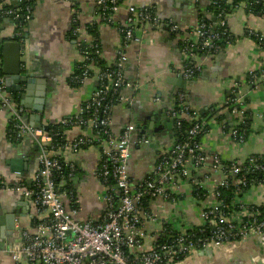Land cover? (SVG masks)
<instances>
[{"label":"built area","instance_id":"obj_1","mask_svg":"<svg viewBox=\"0 0 264 264\" xmlns=\"http://www.w3.org/2000/svg\"><path fill=\"white\" fill-rule=\"evenodd\" d=\"M218 1L233 11L248 7V4L233 6L232 0ZM122 2L95 0L99 19L111 24L112 15ZM4 7L0 1V24L8 18L17 21L18 10ZM77 13L73 9L70 31L76 37L74 42L79 53L77 63L81 64V72L71 76L69 81L71 85L81 87L93 78L97 85L79 113L59 124L84 129L82 135L67 141L64 132L59 133L60 129L47 132L35 130L26 124V110L7 94L4 80L0 77V112H9L8 136L15 141L30 136L38 148L35 158L37 170L29 187L0 182V191L22 195L31 201L34 209L31 230L18 229L19 240L10 249L14 264H181L204 249L222 248L233 242L262 235L264 217L260 218L258 212H249L247 206L240 203L237 204V211L227 213L220 199V190L231 185L235 192L240 193L247 183L244 173L251 171L264 174V164L250 157L238 158L225 166L219 156L206 155L199 137L205 134L207 123L202 115L186 105L181 93L176 95L175 108L168 112L177 131L176 135L180 133L179 139L172 147L159 153L154 168L143 181L133 183L130 179L127 165L131 136L136 128L128 124L116 135L111 132L109 125L112 107L119 102L129 103V99L120 96V90L125 85L123 67L126 56L122 49L132 42L139 43L142 35L147 32L146 27L166 26L171 33H175V25L169 20L159 19L152 8L129 5L126 25L120 29L121 48L112 65L114 69L100 64L95 72L90 53L95 55L94 58L102 59L101 48L87 34L86 40L79 39L80 33H85V26L79 24ZM245 14L255 16L251 10ZM215 19L213 23H207L201 18L181 41L184 63L180 75L186 80L194 78L201 71L200 65L195 62L197 53L216 55L221 49L220 44L231 38L226 9H221ZM25 20H30L28 12ZM245 32L257 40L259 48L264 47V33L250 28ZM12 39L23 44L22 33L18 29L14 30ZM84 44L92 45L91 52L83 48ZM1 67L0 53V70ZM247 76L248 80L245 78L244 82L246 86L255 88L264 85V67L248 72ZM242 87L236 83L231 91L235 95L231 103V115L236 118V123H242L245 117ZM217 116L215 114L212 118ZM184 125H187V129L183 134L181 130ZM230 137L236 143L244 140V134L238 133L236 129L230 130ZM149 142V138L141 135L136 145ZM66 147L74 152L94 147L99 153L98 163L91 172L92 178L102 187V193L95 196L104 205L102 217L97 222L78 219L79 197L74 188L77 169L73 164L64 163L59 156L60 149ZM205 162L210 163L213 174L220 173L224 178H213L215 202L200 209L199 216L203 225L195 231L183 219L176 222L174 217L178 213H171L168 206L176 204L191 169L197 170ZM235 176L238 178L233 179ZM190 182L196 190L204 192L201 184L193 179Z\"/></svg>","mask_w":264,"mask_h":264},{"label":"crops","instance_id":"obj_2","mask_svg":"<svg viewBox=\"0 0 264 264\" xmlns=\"http://www.w3.org/2000/svg\"><path fill=\"white\" fill-rule=\"evenodd\" d=\"M0 1L10 7L18 4V0ZM94 1H36L22 37V46L27 63L32 64L37 71L45 70L42 77L49 84L42 111L25 109L31 118L28 125L35 130L46 131L50 126L78 114L96 88L93 78L81 87H73L69 81L79 60L75 42L69 35L73 9L78 11L82 27L96 24L102 60L107 66H112L121 48L120 29L126 25L127 7L133 5L152 8L159 19L169 20L176 27L174 34L166 26L146 27L147 32L142 35L139 43L132 42L122 49L126 56L123 67L125 85L120 90V96L129 99V103L119 102L112 107L109 124L111 132L117 135L128 124L135 128L137 124L147 128L152 126V130H147L145 134L150 141L148 144L136 145L137 138L141 136V128H136L131 136L127 171L133 183L143 181L154 168L159 153L175 144L177 131L168 112L175 108V98L180 93L192 111L203 115L212 108L222 109L234 85L241 84L244 89L243 110L249 123L246 138L242 143L231 139L229 129L236 121L227 114L221 122L211 117L207 121V131L200 140L201 148L208 156H219L222 164H231L238 158H264V85L250 88L244 84L248 72L264 67V47L259 48L245 35L248 28L264 33V15L249 17L243 7L228 14V30L235 38L234 43L214 56L197 57L195 62L200 65L201 71L194 78L186 80L180 75L184 63L181 41L197 25L199 11L208 15L206 8L212 0H123L112 15L111 24L101 23ZM258 1L264 6V0ZM14 30L11 19L3 20L0 24V39L11 40ZM85 36L86 33L82 31L79 39L86 40ZM93 70L96 72L98 68L94 66ZM175 80L177 82L173 83ZM183 81L185 84H182ZM33 100L36 103L32 105L39 107V100L35 97ZM225 113V110L221 111V114ZM165 116L171 123L164 121ZM36 117H40V129L32 124ZM8 119V111L0 112V182L29 187L37 170V144L30 136L22 141L10 139L7 134ZM84 132L79 127H71L64 131V135L67 141H72ZM59 156L64 163L73 164L77 169L74 188L79 197L78 219L99 221L104 205L95 196L102 193V187L91 176L99 159L97 149L90 147L74 152L66 147L60 149ZM210 166L209 162H205L197 170L191 169L176 204L168 206L171 213H178L174 217L176 222L183 219L193 227L203 225L199 216L200 209L215 202L212 180L224 178L220 173L213 174ZM192 179L203 186V200L192 197ZM234 203L264 207V183L250 185L242 198ZM6 209L17 216L15 231L31 230L34 209L29 199L18 193L0 191V216H3L1 213ZM18 240L19 236L15 233L5 232L0 237V264H14L10 249ZM209 259L217 260L218 264H264V233L222 248L204 249L181 264H214Z\"/></svg>","mask_w":264,"mask_h":264},{"label":"trees","instance_id":"obj_3","mask_svg":"<svg viewBox=\"0 0 264 264\" xmlns=\"http://www.w3.org/2000/svg\"><path fill=\"white\" fill-rule=\"evenodd\" d=\"M36 1H38V0H20V2L17 4V6L15 8V9L18 10V14H19L18 20L17 21H13L10 18L12 20V22H13L14 28L21 31L22 37L25 34V30H26L27 23H28V21L25 20V17L27 16V12H28V15H30V19H31L32 12H33L34 5H35ZM122 1L123 0H121V2ZM236 4H239V5L240 4H244V5L248 4V7L246 6V8L244 9V12H246L247 10L248 11L251 10L254 13L255 16H257V15L263 16L264 15V6L258 0H232V5L234 6ZM6 8H13V7L12 6L11 7L10 6H6L3 9H6ZM3 9H1V11H3ZM221 9L222 10L226 9L227 15L230 14L233 11V10H229V8H226V6L222 5L218 0H212V3L209 4V6L206 8V10H207L206 12H207L208 15H204V14H202L199 11V13H198V21H200V19L202 18L207 23H213L214 21H216L215 18L217 16L218 12ZM96 11L99 14V11L97 9H96ZM18 23H20V26H17ZM101 23H106V22L101 21ZM228 32H229V30H228ZM85 33L90 36L91 41L93 43H98V41H97L98 32L96 30V24H91V25L85 26ZM172 34H174V33H172ZM69 35H70V39H72L74 41L76 40V37H74L71 34V31H69ZM230 35H231V38H230L229 41H223L220 44V47H221L220 51L223 50L227 45H231V44L234 43L235 38H234V36H232L231 33H230ZM245 35L247 37H249L251 40H253V42H255L257 44V40L253 36H248L246 32H245ZM90 45L91 44H84L83 45V48L86 49V51H88V53L91 52V50H92L90 48ZM202 55H204V53H197V57H200ZM90 56H91V58H93L92 63L94 64L95 67L99 68L100 64L104 65L103 60L102 59L98 60L97 58H94L95 55L93 53H90ZM212 56H214V55H212ZM80 66H81V64L76 63V65L74 66V71H73L72 76L80 74V72H81ZM110 67H111V69L112 68L114 69V66H110ZM246 79L248 80V76H246ZM72 86L73 87H77L74 84ZM249 87L253 88L251 85ZM234 98H235V95L231 94L226 99V103L224 104V107L222 109L218 110V109H213L212 108L208 112L203 114L202 117L205 119L206 123L215 114H218L216 119L219 120L220 122L225 119V115L226 114L229 117L233 118V120L235 122L236 118L231 115V107H232L231 103H232V100H234ZM222 110H225L226 113L225 114H221ZM244 114H245V117H244L242 123H236V122H235L236 124L233 123V126L230 127L229 130L236 129L238 131V133H240V134L243 133L244 134V139H245L246 136H247V133H248L249 123L246 121V115L247 114L246 113H244ZM52 129H60L59 133H63L66 129H70V128L69 127H63L60 124H56V125L50 126L48 128V130H46V131L48 132V131H50ZM186 129H187V125H184L182 130H181V132L184 134ZM204 130H205V132L207 131V126L205 127ZM203 135H201L199 137V140H201ZM179 136H180V133H178L176 135V140L179 139ZM57 144H59V143H57ZM254 158H256L255 161L257 163L264 164V158H262V157L261 158L260 157H254ZM224 165L228 166L229 164H224ZM244 177H245L247 183H246L245 187H243L241 189L240 193L235 192V189L231 185H230V187L222 188L220 190V193H221L220 199L224 202V204H225V206L227 208L225 211L227 213H232V212L237 211L238 207H237V204L234 203V201L235 200H239L240 198H242L243 194L247 191V189L250 187V185H252L253 183H264V174L263 173H257V172L252 173L251 171H249V172L247 171L246 173H244ZM236 178H238V177L235 176L233 179H236ZM191 195H192V197L195 200H203V198H204V192L202 190H196V187H194V186H192ZM195 196H198V198H195ZM247 210L249 212H251V213L258 212L260 218L264 217V207H256V206L249 205V206H247ZM194 229H195V231H197L198 228L194 227Z\"/></svg>","mask_w":264,"mask_h":264},{"label":"water","instance_id":"obj_4","mask_svg":"<svg viewBox=\"0 0 264 264\" xmlns=\"http://www.w3.org/2000/svg\"><path fill=\"white\" fill-rule=\"evenodd\" d=\"M16 6L17 5L13 6V8H16ZM22 45L23 44L13 39L6 41L0 39L2 56L0 77L4 80L6 92L11 95V99L16 104L22 106L26 110H31L33 108L34 111L40 112L42 111V104H44L47 96V86L49 83L46 78L42 77L45 70L42 72L37 71L32 64L27 63ZM176 82V80L173 81V83ZM182 84H185V81H183ZM178 86L182 87L180 84ZM227 96H230V93H228ZM34 97L39 100L37 101L39 106L37 108L32 105L36 103L33 100ZM29 120H31V118L26 113L24 115V122L28 124ZM164 121L171 122L166 116ZM39 122L40 117H36L35 123L32 124L35 128L40 129L41 126ZM136 128H141V135H145L147 130H152V126L148 128L146 126L140 127L139 124H137ZM2 212L1 214L3 216H0V237H3L5 232L17 234V231H15L17 216L14 213H9L7 209Z\"/></svg>","mask_w":264,"mask_h":264},{"label":"rangeland","instance_id":"obj_5","mask_svg":"<svg viewBox=\"0 0 264 264\" xmlns=\"http://www.w3.org/2000/svg\"><path fill=\"white\" fill-rule=\"evenodd\" d=\"M211 258H212V255H211ZM216 258H217V257H216ZM217 259H218V258H217ZM209 260H211V262L214 263V264H218V263H217V262H218L217 260H214V259H209Z\"/></svg>","mask_w":264,"mask_h":264},{"label":"flooded vegetation","instance_id":"obj_6","mask_svg":"<svg viewBox=\"0 0 264 264\" xmlns=\"http://www.w3.org/2000/svg\"><path fill=\"white\" fill-rule=\"evenodd\" d=\"M171 123V122H170ZM172 125V124H171Z\"/></svg>","mask_w":264,"mask_h":264}]
</instances>
